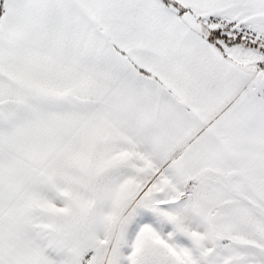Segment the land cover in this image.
Returning a JSON list of instances; mask_svg holds the SVG:
<instances>
[{
  "label": "snow or ice",
  "instance_id": "6c2138e0",
  "mask_svg": "<svg viewBox=\"0 0 264 264\" xmlns=\"http://www.w3.org/2000/svg\"><path fill=\"white\" fill-rule=\"evenodd\" d=\"M0 264H264V0H0Z\"/></svg>",
  "mask_w": 264,
  "mask_h": 264
}]
</instances>
